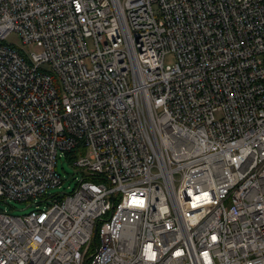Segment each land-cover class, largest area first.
Returning <instances> with one entry per match:
<instances>
[{
	"label": "built area",
	"instance_id": "built-area-1",
	"mask_svg": "<svg viewBox=\"0 0 264 264\" xmlns=\"http://www.w3.org/2000/svg\"><path fill=\"white\" fill-rule=\"evenodd\" d=\"M0 198V264H264V0H0Z\"/></svg>",
	"mask_w": 264,
	"mask_h": 264
},
{
	"label": "rangeland",
	"instance_id": "rangeland-1",
	"mask_svg": "<svg viewBox=\"0 0 264 264\" xmlns=\"http://www.w3.org/2000/svg\"><path fill=\"white\" fill-rule=\"evenodd\" d=\"M155 7L156 8L158 7L157 4H155ZM5 43L13 44L16 47L20 48L22 51L26 52L27 54L41 51V47L35 42L24 43L20 33L17 31L11 32L5 39ZM175 60H176L175 54L172 52L167 54L165 62L167 64H173ZM43 67L49 68V65L43 64ZM57 168L61 173L64 182L60 187L52 188V192L56 193L59 191H63V192L72 191L76 187L77 181L83 176L81 168L74 165L73 161L67 155H62L61 157L58 158ZM0 208L8 209L13 214H24L32 210L34 206L29 205L28 201H21L15 199L3 200L0 198ZM94 248H95V243L94 241H92L89 245V251L84 256L82 264H86V262L89 261L90 253L94 250Z\"/></svg>",
	"mask_w": 264,
	"mask_h": 264
},
{
	"label": "trees",
	"instance_id": "trees-1",
	"mask_svg": "<svg viewBox=\"0 0 264 264\" xmlns=\"http://www.w3.org/2000/svg\"><path fill=\"white\" fill-rule=\"evenodd\" d=\"M75 153V151H72V152H69L68 154H67V156H69V158L73 161V155L72 154H74ZM86 264H89V261H87L86 262Z\"/></svg>",
	"mask_w": 264,
	"mask_h": 264
},
{
	"label": "bare ground",
	"instance_id": "bare-ground-1",
	"mask_svg": "<svg viewBox=\"0 0 264 264\" xmlns=\"http://www.w3.org/2000/svg\"><path fill=\"white\" fill-rule=\"evenodd\" d=\"M3 209V208H2Z\"/></svg>",
	"mask_w": 264,
	"mask_h": 264
}]
</instances>
